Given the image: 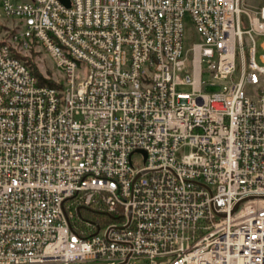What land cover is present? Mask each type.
Listing matches in <instances>:
<instances>
[{
    "label": "built area",
    "instance_id": "1",
    "mask_svg": "<svg viewBox=\"0 0 264 264\" xmlns=\"http://www.w3.org/2000/svg\"><path fill=\"white\" fill-rule=\"evenodd\" d=\"M0 7V264H264V3Z\"/></svg>",
    "mask_w": 264,
    "mask_h": 264
},
{
    "label": "rangeland",
    "instance_id": "2",
    "mask_svg": "<svg viewBox=\"0 0 264 264\" xmlns=\"http://www.w3.org/2000/svg\"><path fill=\"white\" fill-rule=\"evenodd\" d=\"M245 4L247 3L250 6L259 7L264 3V0H242ZM0 19H3L4 21L8 18L2 13L1 7H0ZM186 26L184 30V39L187 43H191L196 38V31L189 19L188 16H186ZM258 40V39H257ZM261 51L260 48L257 50V54ZM21 53L26 56V58L30 59L31 62L37 67V69L40 71V73L44 76H49L50 78L58 76V70L51 64V61L45 54L44 50L40 47L38 43H33L31 46L21 49ZM182 89H190L189 86L184 85L181 86ZM107 217V216H105Z\"/></svg>",
    "mask_w": 264,
    "mask_h": 264
},
{
    "label": "trees",
    "instance_id": "3",
    "mask_svg": "<svg viewBox=\"0 0 264 264\" xmlns=\"http://www.w3.org/2000/svg\"><path fill=\"white\" fill-rule=\"evenodd\" d=\"M18 56L22 57L25 59V61L28 63V65L33 69V71L36 73V75L38 76L39 78V81L40 82H46V83H49V84H54V81L52 80V78H50L49 76H44L40 73V71L37 69V67L33 64V62L30 61V59L26 58V56H24V54H22L21 52L19 51H16L15 52ZM85 213L87 215H93V212L89 211V210H86Z\"/></svg>",
    "mask_w": 264,
    "mask_h": 264
},
{
    "label": "water",
    "instance_id": "4",
    "mask_svg": "<svg viewBox=\"0 0 264 264\" xmlns=\"http://www.w3.org/2000/svg\"><path fill=\"white\" fill-rule=\"evenodd\" d=\"M63 2H65L66 4L69 3V0H62ZM236 207V205L234 206V208Z\"/></svg>",
    "mask_w": 264,
    "mask_h": 264
}]
</instances>
